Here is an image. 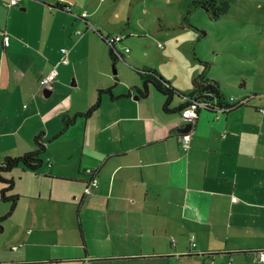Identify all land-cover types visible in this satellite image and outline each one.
<instances>
[{
  "label": "crops",
  "instance_id": "0c3cea01",
  "mask_svg": "<svg viewBox=\"0 0 264 264\" xmlns=\"http://www.w3.org/2000/svg\"><path fill=\"white\" fill-rule=\"evenodd\" d=\"M49 1L10 6L0 0V164L34 151L35 137L43 132L48 166L40 185L21 196L31 201L36 227L20 237L21 246L31 244L22 251L14 246L11 253L6 246L0 249V264H188L184 258L195 256L203 264H227L230 258L232 264H260L254 259L264 251V116L259 112L264 104L249 101L219 118L202 111L190 147L183 149L179 135L189 127L177 109L186 103L181 97L172 100L173 111H164L166 97L152 87L147 97L139 96L138 73L130 65L133 71L112 73L117 61L110 55L92 56L95 71L89 80L79 75L83 58L77 54L70 64H59L70 32L64 11L48 4H71ZM55 66L57 81L42 88L39 80ZM71 73L77 77L73 84ZM194 80L193 88L182 92H192ZM108 88L115 100L104 93L91 117H78L55 138L63 116L88 111L99 90ZM62 89L70 98L56 105L53 99ZM88 170L95 172L98 187L85 196ZM44 182L50 183L48 193ZM73 186L84 188L83 194H70ZM43 205L47 217L52 213L51 223L38 219ZM71 205L78 208L82 239L77 252L62 258L45 247H72L63 242L75 234L70 217L61 220ZM36 253L42 257L25 258Z\"/></svg>",
  "mask_w": 264,
  "mask_h": 264
},
{
  "label": "rangeland",
  "instance_id": "374dc122",
  "mask_svg": "<svg viewBox=\"0 0 264 264\" xmlns=\"http://www.w3.org/2000/svg\"><path fill=\"white\" fill-rule=\"evenodd\" d=\"M193 1L195 0H67L72 11H64L62 16L67 20L70 35L68 41L61 46L68 47L71 52L70 61L75 54L83 58L79 64V75L89 80L95 71V67L89 62L92 56L106 58L109 55L107 44L94 28L104 35H122L125 39L117 45L118 50L128 47L130 52H126L125 62L117 61L114 67L112 65V73L118 70L122 72L123 68L125 71H133L130 66L134 69L153 67L177 89L187 92L193 88V80L206 70L207 77L212 76L223 83L227 99L233 96L239 100L249 95V103L264 104V0H227V12L219 19H212L203 8L193 9ZM55 3L56 1L52 5L55 6ZM59 19L63 21L62 17ZM89 25L94 28L90 26L89 29ZM79 31L84 32L80 38ZM70 80V84H73L77 77L71 73ZM241 81L246 83L245 89L240 87ZM80 86L84 89L83 85ZM61 92L53 99L56 105L70 98L64 89ZM44 156L43 165L37 171L20 165L7 174L15 181L10 195L18 196L16 210L5 221V230L0 233V249L6 246L8 253H11L14 246L22 247V251L31 244L21 246L23 240L20 237L29 235L31 230L33 232L36 229L29 209L31 201L21 196L28 187H38L41 178L45 177L44 172L48 170V166ZM44 183L48 193L50 183ZM2 188L0 183V192ZM82 190L84 188L81 189L80 186H73L70 194L81 196ZM11 205L10 201L4 202L0 198V217L10 212ZM70 208V213H61V220L67 221L70 217V225L75 234L70 240L63 238V242L72 247L62 246L58 249L52 243L49 248L45 247V252L52 251L62 258H67L71 252H77V244L82 239L78 208L75 209L74 205ZM38 219L42 223L52 222V213L47 217L45 205L41 208ZM41 257V254L36 253L25 258L36 260ZM2 258L0 254V260ZM184 261H188V264L204 263L201 256L184 258L183 263Z\"/></svg>",
  "mask_w": 264,
  "mask_h": 264
},
{
  "label": "trees",
  "instance_id": "16d2710c",
  "mask_svg": "<svg viewBox=\"0 0 264 264\" xmlns=\"http://www.w3.org/2000/svg\"><path fill=\"white\" fill-rule=\"evenodd\" d=\"M51 8H56L59 10H63L70 13V10L67 6H64L61 3H57L55 6L48 4ZM229 7V3L227 0H195L193 1V9L203 8L207 11L209 16L212 19H219L222 15L227 12ZM191 27V26H190ZM193 28V27H192ZM97 34L100 35L101 39L104 43L107 44L109 48V55L112 61L116 62L118 60L124 61V55L117 50V48L113 45H109L106 41V37L103 33L99 30H95ZM202 34L205 35V32L202 31ZM206 67V63H204ZM205 69V68H204ZM135 71L140 76L142 85L137 89V94L141 97H147L150 93L151 87L154 88L157 92L162 94L166 97V102L164 104V111L171 112L173 111L170 108V104L175 96L181 97L186 103L177 108L179 113L181 114L184 109L190 106L191 101H200L205 103L203 108L198 110L200 114L202 111L211 113L213 115H217L218 110L223 109L225 105L230 108L229 112L222 113V116L228 115L233 110L239 109L240 107L246 105L249 102L248 99H243L241 102L236 104H230L229 99H227L222 91V84L217 79L208 78L205 74L206 70L200 74L194 80V90L190 93H184L176 87L172 85L170 81H168L165 77H163L158 70L154 69L153 67L145 66L141 69H135ZM104 93H108L112 100H115L116 97L113 94V88L102 89L99 90L98 99L96 103L86 112L78 113L75 115H65L63 116L62 122L63 127L59 134L55 136L58 138L59 136L63 135L75 122L78 117H91L101 106L102 103V95ZM126 96V95H123ZM258 96V95H255ZM44 133L41 132L35 137V146L36 149L34 151L28 152L19 157H7L5 160L0 164V183L3 185V188L0 192V198L4 202L10 201L12 203L10 212L0 217V233L4 232L5 230V221L12 216L14 213L18 196L17 195H10V191L14 189L15 181L13 178H8L7 174L13 171L16 167L23 165L27 169L32 171H37L43 165L42 156L46 151V144L45 140L43 139ZM209 256H215V254H208ZM218 255V254H216Z\"/></svg>",
  "mask_w": 264,
  "mask_h": 264
},
{
  "label": "built area",
  "instance_id": "2783aa9c",
  "mask_svg": "<svg viewBox=\"0 0 264 264\" xmlns=\"http://www.w3.org/2000/svg\"><path fill=\"white\" fill-rule=\"evenodd\" d=\"M7 2L8 5L10 6H18L20 3V0H5ZM69 10L71 9V5L68 6ZM90 26L92 27V25H89V29ZM94 28V27H92ZM93 30V29H92ZM96 30V28H94V31ZM79 36H82L84 34V32L79 31L78 32ZM105 39L107 41V43L109 45H113V46H117L119 43L123 42L125 37H123L122 35H105ZM3 40H4V46L6 45V43L9 40V37L7 35V33H3ZM117 48V47H116ZM118 50V48H117ZM123 51H120L123 55L126 52H130L128 47H124L122 49ZM61 53H62V58L59 64H64V65H68L70 64V58H69V50L67 48H62L61 49ZM58 66H55L51 69V71L49 73H47L46 75H44L40 80V85L42 88L44 89H48L50 87H52V85L57 81L58 78ZM240 100V101H239ZM235 99L234 97L229 98V103L230 104H236L241 102V99ZM205 103H202L200 101H195L192 100L191 104L189 107H187L186 109H184V111L181 113V119H182V123H184V125L189 127V131L179 135V142L182 146L183 149H188L190 147V143H191V133L192 130L194 128V124L196 123L197 119H198V110L201 108H203ZM230 108H228L227 105H225L223 107V109L218 110V113L216 115L217 118L222 116V113L225 112H229ZM259 112L264 116V107L259 109ZM87 174L91 175V178L88 182V185L85 189V196H90L93 195V189L98 187V180L96 177V174L94 171L92 170H88ZM192 251L195 252V254L197 253L194 250V247H196V243L194 242V237H192ZM175 240H173L174 242ZM17 249V248H14ZM255 262H259L260 264L264 263V251L258 253V255L255 257L254 259ZM233 260L230 258L227 262V264H232Z\"/></svg>",
  "mask_w": 264,
  "mask_h": 264
},
{
  "label": "bare ground",
  "instance_id": "6f19581e",
  "mask_svg": "<svg viewBox=\"0 0 264 264\" xmlns=\"http://www.w3.org/2000/svg\"><path fill=\"white\" fill-rule=\"evenodd\" d=\"M254 257V256H253ZM233 262H234V260H233ZM254 262V261H253Z\"/></svg>",
  "mask_w": 264,
  "mask_h": 264
}]
</instances>
